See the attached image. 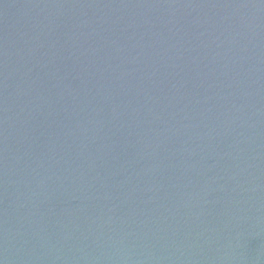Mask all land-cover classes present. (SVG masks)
<instances>
[{
	"label": "water",
	"instance_id": "1",
	"mask_svg": "<svg viewBox=\"0 0 264 264\" xmlns=\"http://www.w3.org/2000/svg\"><path fill=\"white\" fill-rule=\"evenodd\" d=\"M0 264H264V0H0Z\"/></svg>",
	"mask_w": 264,
	"mask_h": 264
}]
</instances>
